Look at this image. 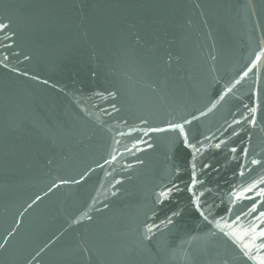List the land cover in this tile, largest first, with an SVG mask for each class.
<instances>
[{
	"label": "water",
	"instance_id": "1",
	"mask_svg": "<svg viewBox=\"0 0 264 264\" xmlns=\"http://www.w3.org/2000/svg\"><path fill=\"white\" fill-rule=\"evenodd\" d=\"M0 23V264H255L216 225L264 228V0H0Z\"/></svg>",
	"mask_w": 264,
	"mask_h": 264
},
{
	"label": "snow or ice",
	"instance_id": "2",
	"mask_svg": "<svg viewBox=\"0 0 264 264\" xmlns=\"http://www.w3.org/2000/svg\"><path fill=\"white\" fill-rule=\"evenodd\" d=\"M8 25L0 23V30L7 28ZM166 130H178L180 135L184 137V142L186 147L194 148L195 145L188 144L187 135L184 132L183 125L178 124H171L169 125V129H152V131H166ZM219 144H217L215 147L219 148ZM199 151V149H197ZM232 151H235V149H232ZM193 160H195V155H193ZM253 163H257V161H253ZM193 167V173H192V182L187 186V191L189 193H192V203L197 207V210H199V203H200V196L203 195V192L199 193L197 195L195 192H193L194 187L197 183H202L201 181H198L196 179V172H195V164L192 165ZM204 167H209V165H204ZM243 175V173H241ZM260 183H264V179L260 181ZM256 187L255 184L251 185L250 187L246 188L244 192H251ZM173 188L176 191H180L178 187L173 185ZM173 189H169L166 192H161V197L167 199L170 193ZM244 192L235 193V198L237 200L244 198ZM260 196H264V190H261L258 193ZM257 205L254 202L252 206L249 209V213H256L257 212ZM230 211V210H229ZM179 213L174 212L173 215H178ZM201 215H203V212H201ZM207 219V217H205ZM257 221L264 224V211H259V215L255 217ZM240 221V216H236L235 220L232 222V225H229L225 223L223 227L219 222H217V227L220 228L221 231L225 227L232 228L233 225H237V227L240 228V231H230L225 233V235H228L230 238L234 239V242H237L239 247L241 248V251L244 253V255L255 262V264H264V255L261 253L264 252V228H259L257 224L250 225L249 228L245 229L239 226L238 222ZM169 223H171V219H169ZM259 229V230H258ZM149 231H151V228H149ZM259 241V243H257Z\"/></svg>",
	"mask_w": 264,
	"mask_h": 264
}]
</instances>
